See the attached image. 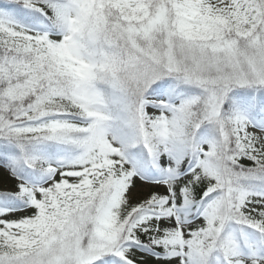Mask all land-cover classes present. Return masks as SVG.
<instances>
[{
    "label": "snow or ice",
    "instance_id": "obj_1",
    "mask_svg": "<svg viewBox=\"0 0 264 264\" xmlns=\"http://www.w3.org/2000/svg\"><path fill=\"white\" fill-rule=\"evenodd\" d=\"M0 264H264V0H0Z\"/></svg>",
    "mask_w": 264,
    "mask_h": 264
}]
</instances>
